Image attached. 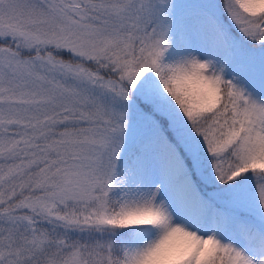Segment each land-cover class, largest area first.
Wrapping results in <instances>:
<instances>
[{"label": "snow or ice", "instance_id": "1", "mask_svg": "<svg viewBox=\"0 0 264 264\" xmlns=\"http://www.w3.org/2000/svg\"><path fill=\"white\" fill-rule=\"evenodd\" d=\"M0 264H264V0H0Z\"/></svg>", "mask_w": 264, "mask_h": 264}]
</instances>
